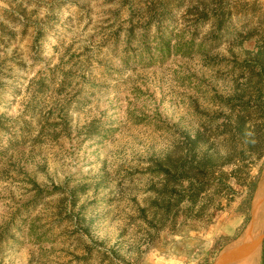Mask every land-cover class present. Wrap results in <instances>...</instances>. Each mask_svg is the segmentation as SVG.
<instances>
[{"label":"rangeland","instance_id":"rangeland-1","mask_svg":"<svg viewBox=\"0 0 264 264\" xmlns=\"http://www.w3.org/2000/svg\"><path fill=\"white\" fill-rule=\"evenodd\" d=\"M263 169L264 0H0V264H213Z\"/></svg>","mask_w":264,"mask_h":264},{"label":"bare ground","instance_id":"bare-ground-1","mask_svg":"<svg viewBox=\"0 0 264 264\" xmlns=\"http://www.w3.org/2000/svg\"><path fill=\"white\" fill-rule=\"evenodd\" d=\"M251 218L242 234L226 245L213 264H260L264 238V169L251 202Z\"/></svg>","mask_w":264,"mask_h":264},{"label":"trees","instance_id":"trees-1","mask_svg":"<svg viewBox=\"0 0 264 264\" xmlns=\"http://www.w3.org/2000/svg\"><path fill=\"white\" fill-rule=\"evenodd\" d=\"M249 200H250V198L247 200L245 213H247L248 212V209H249ZM216 253H217V251L213 254L212 259L207 264H212V261H213L214 257L216 256ZM260 260H261V264H264V238L262 239V251H261V258H260Z\"/></svg>","mask_w":264,"mask_h":264}]
</instances>
